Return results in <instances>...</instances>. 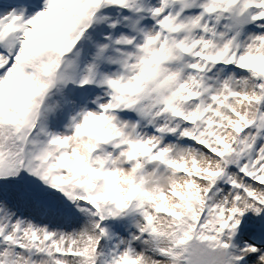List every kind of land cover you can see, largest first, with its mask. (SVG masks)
<instances>
[{"label":"snow or ice","instance_id":"snow-or-ice-1","mask_svg":"<svg viewBox=\"0 0 264 264\" xmlns=\"http://www.w3.org/2000/svg\"><path fill=\"white\" fill-rule=\"evenodd\" d=\"M0 264H264V0H0Z\"/></svg>","mask_w":264,"mask_h":264}]
</instances>
